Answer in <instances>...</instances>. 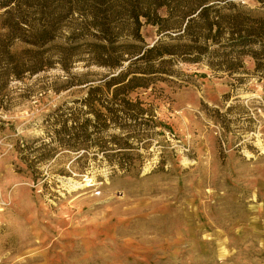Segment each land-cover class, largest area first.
<instances>
[{
	"label": "rangeland",
	"instance_id": "obj_1",
	"mask_svg": "<svg viewBox=\"0 0 264 264\" xmlns=\"http://www.w3.org/2000/svg\"><path fill=\"white\" fill-rule=\"evenodd\" d=\"M141 35L158 38L151 26ZM244 65L241 85L182 64L187 81L159 82L151 98L164 125L129 174H112L95 150L83 174L69 151L37 180L19 170L16 139L42 136L43 115L84 92L26 97L70 77L57 68L12 81L0 114V264H264V78Z\"/></svg>",
	"mask_w": 264,
	"mask_h": 264
},
{
	"label": "trees",
	"instance_id": "obj_2",
	"mask_svg": "<svg viewBox=\"0 0 264 264\" xmlns=\"http://www.w3.org/2000/svg\"><path fill=\"white\" fill-rule=\"evenodd\" d=\"M243 1L0 0V114L10 106L12 81L54 68L70 77L30 88L26 97L39 92L40 100L48 91L73 87L84 92L43 115L42 136L16 139L24 166L19 170L37 180L41 164L69 151L77 152L70 166L83 174L91 166L87 153L95 150L93 159L100 154L112 174H129L138 166L139 150L164 125L152 91L159 82L187 81L179 64L205 67L241 85L250 58L251 74L262 80L264 0H251L254 8ZM144 26L155 28L154 43L144 41ZM77 68L82 71L73 73Z\"/></svg>",
	"mask_w": 264,
	"mask_h": 264
}]
</instances>
